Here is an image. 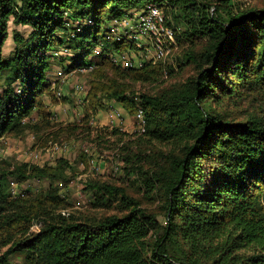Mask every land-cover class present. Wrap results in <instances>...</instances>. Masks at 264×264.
<instances>
[{"label": "trees", "instance_id": "trees-1", "mask_svg": "<svg viewBox=\"0 0 264 264\" xmlns=\"http://www.w3.org/2000/svg\"><path fill=\"white\" fill-rule=\"evenodd\" d=\"M141 3L160 8L173 31L181 50L173 67L111 61L112 52L133 47L105 39L108 21ZM10 24L14 51L5 59ZM17 27L30 29L26 37ZM60 48L68 51L59 61L64 73L92 67L81 120L87 130L111 102L133 116L141 110L143 132L95 135L120 145L124 174L122 185L86 181L101 217L62 213L68 204L58 184L76 173L68 160L0 165V264L14 255L22 264H264V1L0 0V139L30 133L41 148L79 130H50L45 97L58 100L48 52ZM151 84L158 86L136 90ZM30 180L50 184L11 193L9 182Z\"/></svg>", "mask_w": 264, "mask_h": 264}, {"label": "rangeland", "instance_id": "rangeland-1", "mask_svg": "<svg viewBox=\"0 0 264 264\" xmlns=\"http://www.w3.org/2000/svg\"><path fill=\"white\" fill-rule=\"evenodd\" d=\"M264 0H238L243 5H254L263 2ZM145 3L138 4L133 9L125 11V15H136L142 11ZM109 22V21H108ZM108 26V25H107ZM15 27L12 24L9 25V37L5 42L2 50V56L6 59L13 54L14 42L12 39V31ZM17 31L21 35H27L30 30L27 27H17ZM66 48H60L58 51L48 52V56H52L49 60L50 68L47 72L48 80L51 84V90H54L56 94L57 103L53 104L45 97V103L48 106L51 113V129L56 130L58 125L77 124L79 130L73 135L61 134L58 140L54 143H48L45 147L35 148V137L27 133L22 138L3 137L0 139V165L4 163L19 164L22 162H30L37 165L54 164L58 158H64L75 166L76 173L75 178L65 184H58L59 193L67 201L68 208L62 210V213L67 215L73 213L75 215H86L101 217L105 215L102 210H94L91 208L90 195L86 192L85 183L88 179H99L109 183H115L122 185L120 182L123 178V163L119 158V146L114 141V138L105 136L104 139L109 140V143H97L94 140L95 135L103 129L118 128L122 132H126L129 135L137 134L140 132V126L138 119L135 116L128 114L122 105L117 103L106 104L104 110L99 111L92 122L88 125L89 128L81 123L84 116V99L86 92L89 89L88 86V72L78 70L69 74L63 72L60 65L61 58L66 56ZM98 48H94L93 54H97ZM112 52L109 57L112 59L117 56ZM181 50L173 46L167 59L163 63L167 66L173 67L174 59L180 57ZM125 56L123 61L131 63L135 68H139L143 64L147 63V59L144 52L139 53L134 48H128L121 55ZM145 56V57H144ZM91 60V57L86 59V62ZM113 60V59H112ZM65 64L67 61L64 62ZM123 66V65H121ZM125 68V67H124ZM190 69H185L181 75V79L186 78L189 75ZM162 80L166 83L171 82L167 75ZM158 85H136L137 91H147L155 89ZM35 116V115H34ZM37 118V116H35ZM99 134V133H97ZM114 144H116L114 146ZM58 146L62 149L59 152L50 151L53 146ZM51 147V148H50ZM39 155L38 158H34V155ZM85 155L83 162L81 156ZM47 180H30L23 183H17L14 181L9 182L11 193L14 196H21L27 194H36L40 191L46 190L49 187ZM127 184V183H126ZM113 210L108 211L106 214H111ZM38 225L34 222L31 231H36ZM12 264H22V257L20 255H14L11 257Z\"/></svg>", "mask_w": 264, "mask_h": 264}, {"label": "built area", "instance_id": "built-area-1", "mask_svg": "<svg viewBox=\"0 0 264 264\" xmlns=\"http://www.w3.org/2000/svg\"><path fill=\"white\" fill-rule=\"evenodd\" d=\"M105 39L108 41L125 42L137 52H144L147 55V63L153 65L164 62L169 56L171 48L175 46L174 33L166 25L161 9L155 5L144 6L142 11L136 15H124L122 18L109 21ZM97 48L99 50L101 45H98ZM116 55L112 58L113 60L111 59L114 64L123 65V68H135L131 63L123 61L125 58L124 54L116 53ZM83 70L90 72L92 67ZM135 118L138 119L141 133L144 127L141 110H138ZM59 150L62 151L56 145L50 149L53 152H59ZM33 157L38 158L39 155L36 154Z\"/></svg>", "mask_w": 264, "mask_h": 264}]
</instances>
